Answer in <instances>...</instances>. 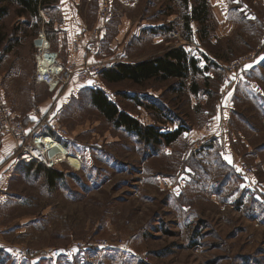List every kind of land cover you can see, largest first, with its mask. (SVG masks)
<instances>
[{"label":"rangeland","instance_id":"obj_1","mask_svg":"<svg viewBox=\"0 0 264 264\" xmlns=\"http://www.w3.org/2000/svg\"><path fill=\"white\" fill-rule=\"evenodd\" d=\"M59 1L39 10L44 20L56 17ZM75 1L89 26L85 36L93 39L102 0ZM109 2L98 47L86 50L95 56L91 62L105 69L160 55L168 46L188 51L185 41L198 50L188 53L197 71L188 68L184 88L172 78L136 84L99 75L73 82L57 100L31 80L39 16H19L14 0L0 2L6 7L5 14L0 10L3 95L33 133L54 138L53 123L65 128L67 139L59 143L80 163L63 160L50 168L58 175H51L19 162L13 142L6 162L20 166L13 168L0 204V264H264V114L254 102L259 96L245 86L224 99L248 68L233 86L225 81L226 67L258 51L256 34L240 24L236 35L217 36L208 0L207 21L197 27L190 21L189 29L183 16L194 1L188 7L181 0ZM263 22L264 12L261 32ZM170 31L178 36L169 37ZM262 72L256 81L264 92ZM193 81L195 94L189 90ZM96 89L143 126L181 133L169 144L142 139L95 107ZM215 116L221 118L219 130L210 126Z\"/></svg>","mask_w":264,"mask_h":264},{"label":"crops","instance_id":"obj_2","mask_svg":"<svg viewBox=\"0 0 264 264\" xmlns=\"http://www.w3.org/2000/svg\"><path fill=\"white\" fill-rule=\"evenodd\" d=\"M77 3L78 2L75 0H60L57 6L58 10L56 17L54 18V16L51 14L50 16L51 18H49V20L47 21L42 18L43 16L41 11L39 13V18H40V22L38 23L39 28L36 34L34 35V37L32 38L33 39L32 43L35 38L42 37L45 40V43L49 45V51L58 53V58L56 60L58 64L65 65L71 62H83V61L91 62V60L95 59V56L89 54L85 49L84 50L82 48L75 49V47L73 46L75 40L74 38L77 37V35L81 34L82 32H83L82 34L83 42L86 43L88 39L85 35L88 29L87 27L89 26L84 21V18L81 15V10H79V7L76 6L78 5ZM208 3H209V8L211 10V17L216 22L215 29L217 36L229 37L233 35V33H235L236 35V33H238L240 29L239 25L241 24L246 27V30H248L249 33L253 35L256 34L257 41L259 43L260 40L259 36L261 33V31L259 30V22L261 20V15L264 12V0H208ZM47 22L50 24L51 32H48L45 29V23ZM193 24L195 25L196 22L193 21ZM194 29H195V33L193 30V36L194 35L197 36L196 28ZM136 32L137 30L135 31V33ZM169 47L170 46L165 47L162 53L166 51ZM183 50L186 53H191L192 55L198 53L197 48L193 50L189 49L188 51L185 48H183ZM35 53H36V48L34 50V59L31 67V71H32L31 80L34 85H38V86L41 85L45 88L44 85L35 83L33 79L35 72V65H36ZM141 60H143V58L137 59L129 63H136ZM123 63H128V62H123ZM258 63L249 66L244 73V77L242 78V81L235 88L233 87L227 89L226 94L224 90L223 95L225 94L224 99H226L227 97L231 99L232 96L237 97L239 93L244 92V86H245L248 90L252 91L253 93L256 94V96H259L261 98L260 99L259 97H257L256 99H254V102L257 105L259 113L264 114V92L258 88L257 86L258 83L256 81L258 80L257 77H259V73L260 72L263 73L262 69L264 68V59H261ZM206 66L207 65L205 64L199 65V67H201L202 70H204ZM209 76L211 77L212 74H210ZM177 80L179 85V79ZM210 80L212 79L210 78ZM72 84L73 82L69 84L67 87L62 88L57 92H54V98H57L58 100V98H60L59 96L65 95L71 89L70 86ZM0 91L5 96H8L5 94L6 90L1 85H0ZM33 96H36V92L33 93ZM232 104H234V102H232ZM232 107H233L232 109L234 108L236 109V105ZM13 110L15 111V114L17 116L20 115L15 108H13ZM217 117L215 116L213 118L216 120H214V122L210 124L211 129L215 128V130H219L218 127L221 118H217ZM223 123H225L224 120ZM13 142H14L13 139L10 138L9 136L0 135V204H2V201H4L3 199H5L3 197H5L7 193L8 182L13 177L11 176L13 172V168L14 167L17 168V166H20L18 164L7 165L10 162H6L7 158L11 156Z\"/></svg>","mask_w":264,"mask_h":264},{"label":"built area","instance_id":"obj_3","mask_svg":"<svg viewBox=\"0 0 264 264\" xmlns=\"http://www.w3.org/2000/svg\"><path fill=\"white\" fill-rule=\"evenodd\" d=\"M109 3V0H102L100 3L98 12V25L90 31V35L93 39L90 38L88 39L87 43L83 44L82 32L81 34L77 35V37H75V49L83 47L87 51H96L99 40L103 33L104 22L108 18L107 15L109 14L110 9ZM176 34L174 31H170L168 33V36H178V34ZM40 38L42 37L35 38L33 41L36 48V65L33 79L35 83L44 85L48 92H57L60 89L67 87L72 82H90L97 78L103 70L104 64H102V62L83 61L71 62L65 65L58 64L56 62L58 53L49 51V45L46 44L48 54H50L51 56L53 55V57H49V59H51V63L41 71L37 60V55L42 50L41 46H39L37 43ZM182 43L188 45V48H190V50L196 49L195 46L192 47L185 41H183ZM261 59H264V22L262 23V32L258 51L255 52L253 56L239 57L237 60H233L226 67V83L232 84L234 86L238 82L237 79L239 78V74L242 72V70L246 67L258 63ZM32 111L34 115H38L41 113V108L39 105H36L33 107ZM52 131L57 135L54 138H51L49 136H42L27 129L23 119L16 117V115L12 112L5 96L0 92V134L3 136H9L13 139V141L15 142L14 153L18 157L19 162L42 164L46 168H52L54 165L59 164L60 162L55 163L53 162V160L43 154V152L40 151L37 143L35 142L38 136L49 137L51 139H54L58 143L60 142L59 138L61 140L67 139L68 132L65 128H60L57 124L53 123ZM68 155L69 153L66 157H68ZM105 244L106 243L103 242L100 244V246L102 245L103 247H106ZM79 248H81V246H79Z\"/></svg>","mask_w":264,"mask_h":264},{"label":"trees","instance_id":"obj_4","mask_svg":"<svg viewBox=\"0 0 264 264\" xmlns=\"http://www.w3.org/2000/svg\"><path fill=\"white\" fill-rule=\"evenodd\" d=\"M2 1L5 2L8 0H0V2ZM14 1L19 6V16H39V10L41 8L45 6L51 7L52 5L51 2H49L50 0ZM191 1H194L195 4L193 3V6H191V11L189 12V14H185L183 16L185 21L184 26L186 29H189L190 21H195L199 24H202L207 21L208 16V11H206L208 9L207 0H181L185 7H188ZM0 10L2 11V15L6 13V7H0ZM2 15H0V17ZM39 22L40 18L37 21L35 30L39 28ZM48 27V32H51L50 24L48 25ZM204 29H206V27ZM202 37L203 36L201 35L200 38ZM3 40L4 38H0V46L2 45ZM11 49L12 46L8 48L7 51ZM195 63L196 61L193 58H190L188 56V53H186L181 46H170L162 54L143 59L136 63L116 62L103 69L100 75L106 81L118 82L127 79L136 84H141L144 81L150 79L167 81L170 80V78H177L179 79V85L184 88L186 86L185 79L188 76V68L192 67L191 70L193 71V73L197 71ZM189 90H191V92L194 94L197 93V83L194 81L190 83ZM91 93L92 103L109 121H112L117 126H124L130 131H135V133H137L139 137L146 141H152L156 144L161 142L169 144L175 141L181 133L182 128H177L174 131L162 133L159 132L158 128L154 126H143L137 119L130 116L126 112L119 110L118 107L108 99L103 90L96 89ZM31 164H34L37 167L44 168L48 174L58 175L56 171L50 168H46L42 164Z\"/></svg>","mask_w":264,"mask_h":264},{"label":"bare ground","instance_id":"obj_5","mask_svg":"<svg viewBox=\"0 0 264 264\" xmlns=\"http://www.w3.org/2000/svg\"><path fill=\"white\" fill-rule=\"evenodd\" d=\"M38 45L41 46L42 50L37 55V60L39 67L42 70H44L48 64L51 63V59L49 57H53L47 52L46 43L44 42L43 38H40L37 41ZM35 142L37 143V146L39 147L40 151L43 152L47 157H49L53 162H61L62 160H70L71 165L74 167H77L80 165V163L76 160L70 159V157L67 156V150L60 145L57 141L54 139H51L49 137H37Z\"/></svg>","mask_w":264,"mask_h":264},{"label":"snow or ice","instance_id":"obj_6","mask_svg":"<svg viewBox=\"0 0 264 264\" xmlns=\"http://www.w3.org/2000/svg\"><path fill=\"white\" fill-rule=\"evenodd\" d=\"M33 119H35V117H33Z\"/></svg>","mask_w":264,"mask_h":264}]
</instances>
